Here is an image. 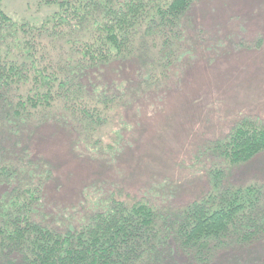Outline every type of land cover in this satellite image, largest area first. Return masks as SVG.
I'll return each instance as SVG.
<instances>
[{
    "label": "rangeland",
    "instance_id": "1",
    "mask_svg": "<svg viewBox=\"0 0 264 264\" xmlns=\"http://www.w3.org/2000/svg\"><path fill=\"white\" fill-rule=\"evenodd\" d=\"M0 8L29 25L57 10L48 0H0ZM178 27L168 36L141 31L129 58L89 68L71 49L75 30L35 36L43 62L81 79L86 97H78L107 112L85 128L56 106L18 129L17 93L0 97V168L24 156L49 168L43 201L57 223L110 197L176 209L204 197L216 180L264 185V151L233 164L217 148L242 119L264 122V0H197ZM18 41L0 40V48L11 46L16 56ZM106 94L114 105L101 103ZM112 143L114 153L103 148ZM7 186L0 184V195ZM231 241L209 264H264V238L250 246Z\"/></svg>",
    "mask_w": 264,
    "mask_h": 264
},
{
    "label": "trees",
    "instance_id": "2",
    "mask_svg": "<svg viewBox=\"0 0 264 264\" xmlns=\"http://www.w3.org/2000/svg\"><path fill=\"white\" fill-rule=\"evenodd\" d=\"M196 1L48 0L57 10L41 25L15 21L0 8V40L14 37L21 47L16 56L11 46L0 48V97L17 93L13 116L18 129L34 113L56 106L66 107L85 128L107 115L78 97L86 93L81 79L76 83L63 66L43 62L46 53L39 54L42 43L36 37L73 29L77 38L71 49L81 67L107 65L129 58L141 31L170 35ZM112 99L103 95L101 103L114 105ZM103 148L114 153L117 144ZM217 148L233 164L252 160L264 151V122L242 119ZM29 160L24 156L0 168V184L8 185L0 195V264H209L233 238L248 246L264 238V185L225 187L221 179L204 197L180 208L110 197L57 223L43 201L52 172ZM177 255L183 261L177 262Z\"/></svg>",
    "mask_w": 264,
    "mask_h": 264
}]
</instances>
